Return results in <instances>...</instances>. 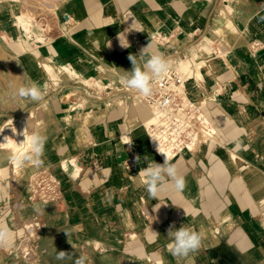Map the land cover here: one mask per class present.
I'll list each match as a JSON object with an SVG mask.
<instances>
[{"label": "crops", "instance_id": "obj_1", "mask_svg": "<svg viewBox=\"0 0 264 264\" xmlns=\"http://www.w3.org/2000/svg\"><path fill=\"white\" fill-rule=\"evenodd\" d=\"M43 1L0 0V183L7 186L0 188V224L18 234L16 217L22 222L29 215L14 206L25 198L24 208L32 205L34 216L46 218L37 233L39 251L49 246L42 231L67 224L87 243L100 244L102 254L118 255L127 230L159 248L157 264H179L167 233L185 225L203 234L204 245L187 264H264V0ZM206 42L223 52L216 55L222 64L207 65L197 85L220 141L171 157L186 187L150 199L139 175L147 167L143 157L164 160L144 128L151 109L119 90L123 70H131L128 56L149 43L171 67L185 58L205 61L200 46ZM32 83L44 102L18 97ZM7 131L12 139L18 131L24 140L46 137L44 164L25 162L16 190L9 189L14 154L2 145ZM64 161H73L72 169L64 170ZM46 167L57 169L60 203L32 202L28 186H20L28 173ZM62 231L68 230L53 237L68 239Z\"/></svg>", "mask_w": 264, "mask_h": 264}, {"label": "clouds", "instance_id": "obj_2", "mask_svg": "<svg viewBox=\"0 0 264 264\" xmlns=\"http://www.w3.org/2000/svg\"><path fill=\"white\" fill-rule=\"evenodd\" d=\"M151 47L152 45L149 43L138 54H130L128 60L131 62V70H123L125 86L144 97L152 95L153 83L163 78L170 69L168 59L161 53L151 52ZM17 95L19 98H27L34 102H44L45 99L40 87L35 83L30 86H21ZM45 143V136L33 134L27 138V149L18 151L9 158L21 167L25 162H31L36 167H40L44 164ZM156 151L164 155L163 163L150 162L145 156L143 161L147 162V167L142 168L139 172V175L145 178L144 188L148 197L158 200L162 193L168 191L183 192L186 187L185 177L180 174L177 165L172 163L161 150L159 144ZM135 161L141 163V157L136 156ZM13 241L12 231L6 225L0 224V248L10 247ZM167 241L169 253L185 264L193 259L194 254H197L204 246L203 234L185 225L179 229H176L174 225L171 226L167 233ZM55 260L59 264H85L83 258L73 260L72 254L65 251H56Z\"/></svg>", "mask_w": 264, "mask_h": 264}, {"label": "rangeland", "instance_id": "obj_3", "mask_svg": "<svg viewBox=\"0 0 264 264\" xmlns=\"http://www.w3.org/2000/svg\"><path fill=\"white\" fill-rule=\"evenodd\" d=\"M201 47V50L206 51V55H208L207 60L202 61V59L200 60H195L192 61L191 59L185 58L182 59V61H185L184 63H188V68L187 70H185L186 74V80H187V89H188V94L191 96H196L198 94L201 93L200 88H197V85H200V81L197 77V73L199 72L200 69H206L207 65H213V66H218L220 64H222L220 62V60L218 61L219 58L222 57H217L216 55L213 54V50H211L210 45H208L207 43L203 44ZM223 52L219 53L218 55L222 54ZM198 61H200V64H196L198 63ZM202 61V62H201ZM181 62L179 63L178 67L180 68L181 66ZM217 62V63H216ZM216 63V64H215ZM191 66V67H189ZM196 78V81L192 84H188V81L191 78ZM86 84L93 86V82L91 80H85ZM194 89V90H193ZM128 96H129V92H125ZM131 97V96H130ZM134 98V97H131ZM134 99H138L140 100V98L135 97ZM71 100H76L75 96L72 98H70L67 101H71ZM142 101V100H140ZM144 102V101H142ZM145 103V102H144ZM147 106H149L147 103H145ZM77 106H75L76 108ZM149 108L151 109L150 111H154L150 106ZM154 121V120H153ZM153 121H145L144 123V128H146V126H149L151 122ZM8 132V131H7ZM7 132L4 133L3 137L7 134ZM9 134V133H8ZM15 137H19L22 139V141H24V138H22V134L20 131H18L17 135ZM128 139V138H126ZM187 154V153H184ZM162 156V158L164 157L162 154H160ZM164 160V158H163ZM171 160V158H170ZM62 167V166H61ZM12 168H13V164H12ZM65 168V167H64ZM23 169V168H22ZM22 169L20 170V173H22ZM52 169L55 171L56 167H52ZM66 169V168H65ZM14 173H15V185H9V189L10 190H16L19 185L17 184V181L19 179L20 176H22L20 173H16L15 168H13ZM67 170V169H66ZM34 172V171H33ZM30 172L28 173V175H26V180L28 181L29 176L33 173ZM56 172V171H55ZM25 179V177H24ZM26 181V182H27ZM5 184L0 183V188H5ZM21 186V185H20ZM7 187V186H6ZM64 188H66V185L64 184L63 186ZM60 189L62 191V186L60 185ZM67 190V189H66ZM24 198V196H23ZM58 202L60 203V201H63L62 198V194L61 197L58 198ZM51 201V200H50ZM42 202H49V201H42ZM53 202V201H52ZM25 204H27V201L24 198V202L18 204L16 203V205L14 206L15 212L16 213H22L23 208L25 206ZM146 208V207H145ZM139 211V210H137ZM145 214H151L150 210L146 208ZM40 216V215H39ZM39 216H29V218H25L24 221L21 222L20 217H16V229L14 231L19 233L22 232H26V236H19L18 234L14 235V241L13 244L10 247H5V248H0V255L4 256V261L1 264H59L58 261L55 260V254L56 251H65V252H69L72 254L73 260L78 259V258H83L85 264H104V261L106 259L102 258V248L100 247V244L98 243H87L86 240H84V238L80 237L81 233L74 229L73 227H70V225H65L62 226L60 228L55 227H48L46 230L42 231V235L45 236L46 240H42V242L44 243L46 241V244H48L49 246L46 249L41 250V253L37 247V242L38 239L35 237L36 233L41 229V223L45 222L44 218H41ZM40 218L43 220H40ZM44 224V223H43ZM155 225V223H153ZM33 226V227H32ZM151 226V224H150ZM31 228V229H30ZM134 228V226H130L126 224V229H131ZM34 229V230H32ZM68 230L65 234L63 233L64 231H62L61 233H63L64 235H68V239H65L63 237L59 238V239H55L53 237V233L56 230ZM32 231V233H30ZM78 232V233H77ZM128 231L126 230L125 232V242L121 243V247L118 248L117 252H118V260H119V264L121 261V264H148L149 259H151L153 261V264H157L156 259L154 262V257H155V253L158 252L159 248H155L153 247V245H149L148 243L144 242L142 237H140L142 240L140 241L139 236L132 232L130 234H127ZM133 233H134V238H133ZM79 235V236H78ZM30 238V240H29ZM71 238V239H70ZM25 240H29V243ZM144 242V243H143ZM56 243L60 244V247L57 248H53V245H55ZM27 244L28 247L27 249L24 250V245ZM32 247L34 248V250L32 249ZM29 252H28V251ZM43 251V252H42ZM163 251H165V249H163ZM23 252H27L28 257L31 254V256H33V260L29 261V259L26 257L27 255H24ZM166 252V251H165ZM168 253V252H167ZM122 255V257H121ZM194 256H198L197 254H194ZM120 257V258H119ZM174 261H178L179 259L177 258H173ZM33 262V263H32ZM183 261H181L182 264Z\"/></svg>", "mask_w": 264, "mask_h": 264}, {"label": "built area", "instance_id": "obj_4", "mask_svg": "<svg viewBox=\"0 0 264 264\" xmlns=\"http://www.w3.org/2000/svg\"><path fill=\"white\" fill-rule=\"evenodd\" d=\"M184 83L178 66H170L168 73L153 83L152 95L149 97L141 96L125 85L119 89L128 91L129 97L140 98L154 110L155 119L145 128L150 145L156 151L159 144L161 150L172 154V158L195 152L194 129L203 123L201 117L204 113L199 104L181 96L177 90ZM39 173V183H36L33 194L35 198L41 202L58 199L62 194L60 178L47 168H42Z\"/></svg>", "mask_w": 264, "mask_h": 264}, {"label": "bare ground", "instance_id": "obj_5", "mask_svg": "<svg viewBox=\"0 0 264 264\" xmlns=\"http://www.w3.org/2000/svg\"><path fill=\"white\" fill-rule=\"evenodd\" d=\"M39 1H41V0H39ZM45 1V0H44ZM43 1V2H44ZM22 2H23V0H22ZM22 2H20V3H22ZM25 2V1H24ZM42 2V3H43ZM44 3H46V2H44ZM23 7V6H22ZM24 8V7H23ZM22 8V9H23ZM21 11V10H20ZM29 11V10H28ZM32 12V11H31ZM46 11H44V13H45ZM24 14L26 13V12H23ZM42 13H43V10H42ZM43 13V14H44ZM47 13V15L49 14V12L47 11L46 12ZM45 13V14H46ZM30 14H32V13H30ZM46 15V16H47ZM208 45H210V48H211V50H213V52H214V54L215 55H217V54H219L218 52V50H216L215 49V47H213V42H211V43H208V42H206ZM203 44H205V43H203ZM203 44H201V46L203 45ZM247 44V43H246ZM255 45H257V44H250L249 45V47L253 50V48H255ZM222 51H220V53H221ZM185 61H182L181 62V66H180V68L178 67V69L180 70V72H181V74H182V76H183V78H184V80H185V83H184V85H182V86H179V87H177V90H178V92H179V94L181 95V96H183V97H185V98H191V100H193V101H195L197 104H199V106L201 107V108H203V106H204V104H205V102H206V99L203 97V95H202V93H200V94H198V95H196V96H193V95H189L188 94V89H187V86H186V84H187V80H186V76H185V74H186V72H185V70H187V68H188V63H187V61H186V63H184ZM196 64H200V63H196ZM189 67H191V66H189ZM192 68V67H191ZM189 69V68H188ZM204 75H205V73H204V69H200L199 70V72L197 73V77H198V79L199 80H203V78H204ZM203 83V82H202ZM66 95V94H65ZM75 95L74 94H67L66 96H65V98H63V99H65V100H69L71 97L73 98ZM136 97V96H135ZM76 98V97H75ZM138 98V97H137ZM141 100V99H140ZM143 101V100H142ZM203 110V109H202ZM249 110V109H248ZM203 112V111H202ZM204 113V112H203ZM249 114V113H248ZM202 118V120H203V123L201 124V125H199L197 128H195L194 129V138H195V148H199V147H203L204 145H210V144H214V143H216V142H219L220 141V138H219V133H218V129L216 128V126H214L213 124H212V122H211V120L208 118V116L206 115L205 116V114H203V116L201 117ZM155 119V112L154 111H152L151 113H150V115H149V117L146 119L147 120V122L148 121H153ZM145 120V121H146ZM33 124V122H30V125H32ZM151 124V123H150ZM35 126V123H34V125H32V127H34ZM31 130H32V128H30ZM35 130V129H34ZM34 133V131H31V133ZM27 135H29V134H27ZM221 135V134H220ZM26 137V136H25ZM28 137H30V136H27L26 138H25V140H24V142L22 141V139L21 138H19V137H15L14 139H12L11 137H10V134H8V132H7V134L3 137V139H2V145L4 146V148H6L7 149V153L8 154H15L16 152H18V151H22V150H26L27 149V138ZM224 140V139H223ZM23 142V143H22ZM163 151V150H162ZM169 158H171L172 157V154L171 153H169V152H165V151H163ZM163 155V154H162ZM164 156V155H163ZM4 155H2V154H0V164L2 163V161L4 160ZM164 158V157H163ZM75 162V161H74ZM31 163V162H30ZM29 164V163H28ZM32 164V163H31ZM73 161H71L70 163H66L65 161H64V163H63V165H62V167L64 168H66L67 170L69 169L70 170V166L72 165L73 166ZM76 164V163H75ZM30 166H32V165H30ZM72 166H71V169H72ZM13 168H15V171H16V173H20V170L23 168V166L21 167V166H18L16 163H14L13 162ZM47 168V170L48 171H50L52 174H54L55 176H57L58 178H60L58 175H57V173L52 169V168H50V167H46ZM64 168V170H66ZM41 169L42 168H39L38 170H35L34 172H33V174L32 175H30L29 176V178H28V181H27V183L26 184H23L22 183V187H24L25 185H27L28 186V189H29V192H30V194L29 195H32L31 196V201L32 202H35V203H40L41 202V200L40 199H37V198H35V196L33 195V194H35V186H36V183H39V176H40V173H39V171H41ZM57 170V169H56ZM66 170V171H67ZM24 173V172H23ZM23 173H20L21 175H23ZM27 173V172H26ZM25 173V174H26ZM0 174H2V172H0ZM73 175L74 176H79L80 175V169L78 168V167H76L75 168V170H74V172H73ZM24 179V178H23ZM26 179V178H25ZM61 181V180H60ZM27 192V191H26ZM28 196V195H27ZM61 196H58L57 198H60ZM33 200H35V201H33ZM43 201H48V200H43ZM53 201H59L58 199H54ZM24 211H22V213H23V216H26L25 214H27V215H29V216H34V211H33V207H32V205H28V206H26L24 209H23ZM29 211V212H28ZM41 216V215H40ZM40 220H42L41 218H40ZM44 220L46 221V218H44ZM48 220V219H47ZM42 222H43V220H42ZM44 224L46 223V222H43ZM43 223H41L42 225H44ZM33 227V226H32ZM31 229V228H30ZM32 230H34V229H32ZM30 233H32V231L30 232ZM38 233V232H37ZM37 233H36V238H37ZM133 238H134V235H133ZM29 240H30V238H29ZM29 240L27 241V240H25V242L27 241L28 243H29ZM59 245L60 244H58V243H56L55 245H53V248H57V247H59ZM24 250L25 249H27V247H28V245L27 244H25L24 246ZM32 249L34 250V248L32 247ZM28 251V250H27ZM104 252H103V255H102V258H104V259H106L105 260V263L106 264H119V260H118V255L115 253V250H108V249H105V250H103ZM29 252V251H28ZM24 253V255H27L26 257L29 259V261H32L33 260V256H31V254L29 255V257H28V254H27V252L25 253V252H23ZM40 253H41V251H40ZM121 257H122V255H121ZM120 258V257H119ZM4 259V256H2V255H0V262L2 261ZM121 261H122V258H121ZM121 261H120V264H121ZM33 263V262H32ZM148 264H150V262L148 261Z\"/></svg>", "mask_w": 264, "mask_h": 264}]
</instances>
